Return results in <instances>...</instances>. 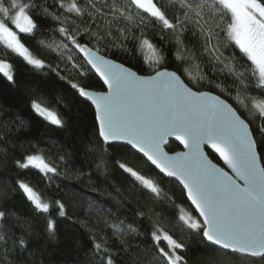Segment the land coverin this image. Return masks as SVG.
Instances as JSON below:
<instances>
[{
    "label": "snow or ice",
    "instance_id": "obj_1",
    "mask_svg": "<svg viewBox=\"0 0 264 264\" xmlns=\"http://www.w3.org/2000/svg\"><path fill=\"white\" fill-rule=\"evenodd\" d=\"M38 36L53 37L38 44L55 64L28 46ZM145 48L156 54L141 69L149 75L109 58ZM169 53L175 70L166 66ZM20 66L42 73V85L54 76L93 113L82 148L56 154L66 171L92 182L103 197L89 202L80 222L91 246L78 264H264V0H0V79L13 90L20 88ZM93 78L106 91L90 90ZM26 94L35 115L68 129L58 110L70 108L67 97H55L53 108L35 91ZM8 123L17 132L28 126L20 117ZM11 136L0 123V157L16 153ZM170 137L184 150L166 152ZM120 145L150 162L159 178L116 159L110 149ZM38 147L31 145L14 164L51 184L60 173ZM115 169L128 184L112 182ZM168 178L195 216L184 214L165 191ZM15 185L6 175L0 180V264H44L46 249L38 242L58 236L52 210L76 222L62 201L45 202L24 181ZM17 190L33 216L13 208ZM129 197L144 209L136 208L133 220L124 215L132 208ZM169 209L178 214L168 216ZM197 248L207 255L194 256Z\"/></svg>",
    "mask_w": 264,
    "mask_h": 264
},
{
    "label": "trees",
    "instance_id": "obj_2",
    "mask_svg": "<svg viewBox=\"0 0 264 264\" xmlns=\"http://www.w3.org/2000/svg\"><path fill=\"white\" fill-rule=\"evenodd\" d=\"M52 39L53 37L51 36H38L35 40H29L28 46L35 55L55 64L54 55L48 54L45 47L38 44L39 40H44L45 44H47ZM55 39L59 40V37L56 36ZM154 42L159 43L158 41ZM168 55L170 63L166 64V66L175 70V61L172 59L170 53ZM109 57L131 67L139 74H150V71H141V69L147 68L150 61L156 59V54L145 48L136 51L131 56L127 54L113 56L110 54ZM29 71L28 68L20 66L18 77L20 84L19 90L9 88L0 79V123H4L12 129L10 143L17 145L16 153H8L11 159L0 157V173L7 176L12 187H16V181H24L34 187L37 192L41 193L42 199L45 202L56 199L65 204L67 216L71 218V221H75L76 223H71L69 220L59 217L56 210L53 209L52 216L57 220L58 236L51 242L42 239L38 242L37 246L46 249L47 255L43 257L44 264H78L77 258H82L83 253L91 246V241L88 239V232L85 228L79 226L80 222L83 221L84 215L88 211L89 202L94 199H102L103 197L97 193L96 189L92 186V182L82 180L73 172L66 171L64 166L59 163L56 154H63V151L74 152L82 148V137L86 134L91 135L92 133L93 113L88 104L82 101L74 102L72 92L62 87L61 83L57 82L54 76L50 81L42 85L38 77L43 74L37 72L32 75L29 74ZM29 89L35 91L46 101L50 102L53 108H56L55 97L61 94L67 97L70 108L58 109L68 121L69 127L67 130L60 131L55 126H50L43 118L35 115L31 111L29 107L31 96L26 94ZM90 89L102 90L103 86L98 80L93 78ZM253 95L258 94L253 93ZM17 117L22 118L28 125L19 132L8 123L10 120L15 121ZM31 145H38L37 151H45L47 162L58 168L60 175L54 178L51 184L38 171L33 169H20L15 166V160L21 159L22 155H26L32 151ZM0 147H3V145H0ZM49 149L50 154L47 151ZM166 149L172 152L179 149V147L174 143H169ZM110 151L116 159L141 171L142 174L153 179L159 178L157 172L142 157L133 154L126 146L120 145L117 148L110 149ZM125 154H127V159H122ZM208 155L217 162V159L212 154L208 152ZM77 166L79 167V165ZM4 175H0V180L4 178ZM112 182L126 185L129 183V178L125 174H122L120 170L115 169ZM163 183L165 185V191L174 197L176 205L181 211L188 210L193 215H196L185 200L180 186L175 181L165 179ZM128 199L131 200L132 208L130 211L124 212V215L129 220H133L135 219L133 213L136 208H140V210L144 209L134 199H131V197ZM110 203L108 201L103 207H108ZM12 206L20 215L26 217L34 215L29 202H27L20 190L16 191ZM177 214L176 209H169L167 212L168 216H175ZM39 219V217H36L33 221L34 224ZM161 224L167 230L173 231V225L171 223L161 221ZM36 226L42 234L43 224H36ZM175 235L177 238H181L179 231H175ZM144 240L150 242L148 236H145ZM161 246H164L163 243ZM202 254L207 255V253H203L199 248L193 252V255L197 257Z\"/></svg>",
    "mask_w": 264,
    "mask_h": 264
},
{
    "label": "water",
    "instance_id": "obj_3",
    "mask_svg": "<svg viewBox=\"0 0 264 264\" xmlns=\"http://www.w3.org/2000/svg\"><path fill=\"white\" fill-rule=\"evenodd\" d=\"M110 58V57H109ZM112 59V58H111ZM117 62H119V61H117ZM119 63H121V62H119ZM125 66H127V65H125ZM127 67H129V66H127ZM129 68H131V67H129ZM134 70V69H133ZM135 71V70H134ZM151 74V73H150ZM140 75H149V74H140ZM103 86V85H102ZM90 90H94V89H90ZM94 91H106V88L103 86V89L102 90H94ZM169 143H174V144H176L178 147H179V149H177V150H175V151H167V149H166V146L169 144ZM164 147V150L166 151V152H168L170 155L171 154H173V153H175V152H180V151H183L184 149H183V146L178 142V141H176V139H175V137H170V138H168L167 139V142H166V144L163 146ZM205 152L208 154V152L210 153V154H212L211 153V151L208 149V148H205ZM213 155V154H212ZM209 156V155H208ZM214 156V155H213ZM141 157V156H140ZM215 157V156H214ZM216 158V157H215ZM145 161H146V159L145 158H143ZM209 159H211L212 161H213V163H216V164H218V165H220L221 167H223V164H222V162L220 161V160H218L217 158V162L215 161V160H213L210 156H209ZM147 162V161H146ZM148 164H149V166L153 169V170H155L156 172H158V170H156L155 168H154V166H151L150 165V162H147ZM168 179H170V178H168ZM185 200H186V198H185ZM187 201V200H186ZM187 203H188V205L190 206V202L189 201H187ZM191 207V206H190ZM191 209L193 210V208L191 207ZM194 212V211H193ZM195 213V212H194ZM196 214V213H195Z\"/></svg>",
    "mask_w": 264,
    "mask_h": 264
},
{
    "label": "rangeland",
    "instance_id": "obj_4",
    "mask_svg": "<svg viewBox=\"0 0 264 264\" xmlns=\"http://www.w3.org/2000/svg\"><path fill=\"white\" fill-rule=\"evenodd\" d=\"M183 212H184V214H186V215L189 214V213L193 215V213H192L191 211H188V210H187V211L185 210V211H183ZM193 216H195V215H193Z\"/></svg>",
    "mask_w": 264,
    "mask_h": 264
}]
</instances>
